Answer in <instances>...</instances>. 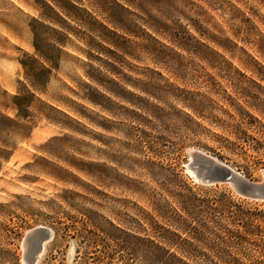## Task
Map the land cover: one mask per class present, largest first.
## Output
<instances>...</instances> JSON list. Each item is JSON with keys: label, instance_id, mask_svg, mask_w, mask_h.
Returning a JSON list of instances; mask_svg holds the SVG:
<instances>
[{"label": "rangeland", "instance_id": "374dc122", "mask_svg": "<svg viewBox=\"0 0 264 264\" xmlns=\"http://www.w3.org/2000/svg\"><path fill=\"white\" fill-rule=\"evenodd\" d=\"M35 1L0 0V264L38 226L36 264H264V202L186 169L195 148L263 177L264 0H116L117 47L71 37L22 120Z\"/></svg>", "mask_w": 264, "mask_h": 264}, {"label": "trees", "instance_id": "16d2710c", "mask_svg": "<svg viewBox=\"0 0 264 264\" xmlns=\"http://www.w3.org/2000/svg\"><path fill=\"white\" fill-rule=\"evenodd\" d=\"M122 1L131 4L130 0ZM35 4L38 18L30 24L33 53L19 60L24 82L13 98L17 119L22 120L28 116V107L34 99L32 92L43 94L52 73L59 70L62 49L71 42V37L85 41L90 50L110 51L109 47L117 46L109 36H117V29L124 30L119 21L129 13L116 0H36ZM3 123L14 124L0 116V131L3 132ZM187 193L192 194V189ZM190 228L187 225L183 230Z\"/></svg>", "mask_w": 264, "mask_h": 264}, {"label": "water", "instance_id": "95a60500", "mask_svg": "<svg viewBox=\"0 0 264 264\" xmlns=\"http://www.w3.org/2000/svg\"><path fill=\"white\" fill-rule=\"evenodd\" d=\"M187 154L189 162L186 169L194 174L192 178L199 184L203 186L228 184L238 197L248 201L264 202V170L260 181H251L201 150L190 148ZM52 234L50 228L43 226L27 231L23 238L22 257L27 264L37 263L45 243L51 239Z\"/></svg>", "mask_w": 264, "mask_h": 264}, {"label": "bare ground", "instance_id": "6f19581e", "mask_svg": "<svg viewBox=\"0 0 264 264\" xmlns=\"http://www.w3.org/2000/svg\"><path fill=\"white\" fill-rule=\"evenodd\" d=\"M188 173H189L192 177L194 176V174H192L191 172H188ZM44 246H45V245H44ZM43 251H44V247H43ZM42 253H43V252H42ZM42 253H41V254H42ZM23 262H24V264H27L26 261H25L24 259H23Z\"/></svg>", "mask_w": 264, "mask_h": 264}]
</instances>
